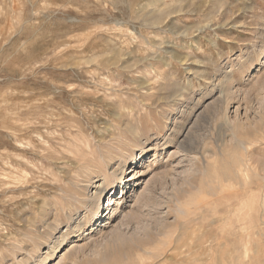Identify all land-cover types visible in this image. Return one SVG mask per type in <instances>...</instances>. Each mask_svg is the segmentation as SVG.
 I'll use <instances>...</instances> for the list:
<instances>
[{
    "label": "rangeland",
    "instance_id": "374dc122",
    "mask_svg": "<svg viewBox=\"0 0 264 264\" xmlns=\"http://www.w3.org/2000/svg\"><path fill=\"white\" fill-rule=\"evenodd\" d=\"M152 1L0 0V264H173L209 234L264 264V0ZM242 156L245 182L216 174Z\"/></svg>",
    "mask_w": 264,
    "mask_h": 264
},
{
    "label": "bare ground",
    "instance_id": "6f19581e",
    "mask_svg": "<svg viewBox=\"0 0 264 264\" xmlns=\"http://www.w3.org/2000/svg\"><path fill=\"white\" fill-rule=\"evenodd\" d=\"M154 1V0H153ZM152 1V2H153ZM157 1V0H156ZM170 1H172V0H170ZM174 2V1H173ZM149 3V2H148ZM164 3V2H163ZM163 5V4H162ZM153 6H154V4H153ZM174 6V5H173ZM155 7H156V5H155ZM164 7V6H163ZM162 7V8H163ZM169 8V7H168ZM168 8H166V9H164L162 12L164 13V14H172V9H168ZM159 12V11H158ZM174 12V11H173ZM175 12H176V14H177V11L175 10ZM147 13H150V12H147ZM169 18V17H168ZM162 20V19H161ZM170 20V19H169ZM152 22V21H151ZM155 22V21H154ZM206 22V21H205ZM150 23V22H149ZM156 24V23H155ZM204 24H206V23H204ZM149 25V24H148ZM159 25H160V23H159ZM166 25V24H165ZM209 25H211V24H209ZM153 26H155V25H153ZM157 26V25H156ZM167 26H170V25H167ZM174 26V25H173ZM205 26V25H204ZM165 27V26H164ZM198 27H200V26H198ZM204 29V28H203ZM169 30H171V29H169ZM185 30V29H184ZM186 31V30H185ZM169 32V31H168ZM177 32V31H176ZM180 32V31H179ZM167 33V32H166ZM184 34V33H183ZM187 34V33H186ZM148 35V34H147ZM159 37V36H158ZM180 37V36H179ZM178 38V37H177ZM169 41V40H168ZM152 44V43H151ZM196 44V43H195ZM157 46V45H156ZM154 48V47H153ZM123 49V48H122ZM120 51V50H119ZM156 52V51H155ZM119 53V52H118ZM122 53V52H121ZM117 54V53H116ZM115 54V55H116ZM177 54V53H176ZM114 55V56H115ZM119 54H117V56H118ZM179 55V54H178ZM123 56V55H122ZM94 57V56H93ZM92 57V58H93ZM113 58V57H112ZM117 58V57H116ZM157 58V57H156ZM155 58V59H156ZM114 59V58H113ZM142 59H144V57L142 58ZM115 60V59H114ZM119 60V59H118ZM138 61V60H137ZM144 61V60H143ZM179 61H181V60H179ZM89 62V61H88ZM106 62V61H105ZM117 62V61H116ZM160 63V62H159ZM117 64V63H116ZM131 64H133V63H131ZM153 67V66H152ZM139 69V68H138ZM133 70V69H132ZM149 70V69H148ZM153 70V69H152ZM115 71V70H114ZM160 72V71H159ZM171 72V71H170ZM169 72V73H170ZM118 73V72H117ZM163 74V73H162ZM151 76H152V74H151ZM162 76V75H161ZM139 77H141V76H139ZM142 78V77H141ZM164 78V77H163ZM145 79H147V78H145ZM161 79H162V77H161ZM143 80V79H142ZM154 80V79H153ZM158 82V81H157ZM145 83V82H144ZM147 83V82H146ZM148 83H149V81H148ZM222 83V82H221ZM168 84V83H167ZM144 85V84H143ZM151 86V85H150ZM225 90V89H224ZM148 91V90H147ZM176 92H178V91H176ZM225 92V91H224ZM150 93V92H149ZM154 93V92H153ZM165 93V92H164ZM220 93V92H219ZM231 93V92H230ZM156 94V93H155ZM161 94V93H160ZM175 95L176 94H179V93H174ZM181 94V93H180ZM222 94V93H221ZM226 94V93H225ZM158 95H159V93H158ZM229 95H231V94H229ZM229 95H227V96H229ZM180 96V95H179ZM222 96V95H221ZM174 97V96H173ZM225 97V96H224ZM140 98V97H139ZM164 98V97H163ZM178 98V97H177ZM39 99V98H38ZM129 99H131V98H129ZM165 99V98H164ZM171 99H172V97H171ZM175 99V98H174ZM179 99V98H178ZM223 98L221 97L220 98V100H222ZM227 99V98H226ZM229 99V98H228ZM225 100V99H224ZM131 101H132V99H131ZM223 101V100H222ZM226 101V100H225ZM229 101V100H228ZM36 102V101H35ZM34 102V103H35ZM125 102V101H124ZM143 102H145V101H143ZM160 102H162L161 100H160ZM176 102H178V100L176 101ZM151 103V102H150ZM159 103V102H158ZM163 104H164V102H162ZM168 103V102H167ZM229 103V102H228ZM223 104V103H222ZM226 104V103H225ZM138 106H140V105H138ZM143 106H145V105H143ZM158 106L159 105H156V108H158ZM163 106V105H162ZM127 107H129V105L127 106ZM131 107V106H130ZM153 107V106H152ZM173 107V106H172ZM226 107H228V106H226ZM35 108V107H34ZM144 108V107H143ZM144 109H146V108H144ZM148 109V108H147ZM146 111V110H145ZM218 111V110H217ZM216 111V112H217ZM141 112H143V111H141ZM147 112V111H146ZM149 112V111H148ZM147 112V113H148ZM221 112V111H220ZM146 113V114H147ZM111 114V113H110ZM139 114V113H138ZM143 114V113H142ZM149 115V114H148ZM147 115V116H148ZM127 117V116H126ZM133 117V116H132ZM135 117V116H134ZM144 117V116H143ZM164 117V116H163ZM213 117V116H212ZM214 117H216V116H214ZM219 117V116H218ZM159 120V119H158ZM157 120V121H158ZM127 121V120H126ZM225 121V120H224ZM223 122V121H222ZM139 123L140 124H136V123H134V122H126V124H123V123H120V125H119V129H118V131H113V132H111V137H112V139H116L117 141H116V143H118V141L121 139V138H127L128 137V135L131 137V138H133V139H136L137 140V142H138V139H139V134L142 132V128H144V127H148V124H150V123H148L147 124V122H143L142 120H140L139 119ZM140 125H142V126H140ZM220 125V124H219ZM222 125V124H221ZM220 125V126H221ZM224 125V124H223ZM228 126V125H227ZM227 126H225V127H227ZM152 126H150V128H151ZM155 127V126H154ZM107 128H108V126H107ZM149 128V127H148ZM149 128V129H150ZM153 128V127H152ZM157 129V128H156ZM228 129V128H227ZM175 130V129H174ZM189 130V129H188ZM102 131V130H101ZM182 131V130H181ZM105 132V131H104ZM103 132V133H104ZM109 132V131H108ZM233 132V131H232ZM189 131L186 133V135L182 138V140H180V141H182V143H185V142H183L184 140H186L187 139V137H189ZM105 134V133H104ZM150 135V134H149ZM197 135V134H196ZM109 136V135H108ZM148 136V135H147ZM104 137V136H103ZM153 137V136H152ZM235 137V136H234ZM105 138H106V136H105ZM197 138V137H196ZM195 138V139H196ZM143 139V138H142ZM141 139V140H142ZM102 140V139H101ZM122 140V139H121ZM187 141V140H186ZM188 141H189V139H188ZM191 141V140H190ZM123 142V141H122ZM122 142H120L119 144H121ZM193 142H194V140H193ZM196 142V141H195ZM100 143V142H99ZM107 143V142H106ZM115 143V142H114ZM199 143V142H198ZM236 144V143H235ZM104 145H105V143H104ZM114 145V144H113ZM145 145H146V141H145ZM142 146V148H145L146 146ZM181 145V144H180ZM186 145V144H185ZM223 145V144H222ZM99 146V145H98ZM110 146V145H109ZM108 146V148H110ZM179 146V145H178ZM188 146V145H187ZM200 146V145H199ZM237 146L238 147H241V148H246L245 147V143L242 141V140H240V138L237 140ZM251 146H252V144H251ZM105 147V146H104ZM189 147H190V145H189ZM183 148V147H182ZM181 148V149H182ZM193 148V147H192ZM240 148V149H241ZM115 149V148H114ZM114 149H108V150H106L105 151V164L108 166V167H110V169H112V168H114V161H115V159L116 158H118V157H120V153H119V151L118 150H114ZM184 149V148H183ZM182 149V150H183ZM188 149V148H187ZM191 149V148H190ZM145 151H146V149H144ZM181 150V151H182ZM192 150V149H191ZM143 151V150H142ZM144 151V152H145ZM175 151V150H174ZM78 152V151H77ZM88 152V151H87ZM86 152V153H87ZM123 152V151H122ZM126 152V151H125ZM128 152V151H127ZM186 152V151H185ZM194 152V151H193ZM244 152V151H243ZM85 153V152H84ZM90 153V152H89ZM97 153V152H96ZM178 153H180V151L178 152ZM187 153V152H186ZM191 153V152H190ZM182 154H184V153H182ZM181 154V155H182ZM124 155V154H123ZM76 156V155H75ZM129 157V156H128ZM68 158V157H67ZM69 159V158H68ZM79 159V158H78ZM135 159V158H134ZM92 160H94V159H92ZM249 161V160H248ZM79 162V161H78ZM235 162H236V165L235 166H230V165H228V164H225V166H223L219 171H220V173L219 172H216V174H219V176H224L225 178H230V179H234V180H240V181H246V179H247V177H248V170H247V163H246V159L244 158V156H242V158L240 157H236L235 158ZM216 165V164H215ZM78 166V165H77ZM69 167V166H68ZM98 167V166H97ZM74 168V167H73ZM69 169V168H68ZM120 170H122V168L120 169ZM120 170H117V169H114V173L115 172H118V171H120ZM207 170H208V168H207ZM135 170H133L132 172H134ZM91 172H93V170L91 171ZM90 172V173H91ZM103 172V171H102ZM97 173H98V178L101 176V172H99V171H97ZM96 176V177H97ZM217 176V175H216ZM62 177V176H61ZM91 178H92V176H91ZM102 179V178H101ZM101 179H99V181L101 180ZM122 180H121V183H123L124 184V186L126 185V182L124 183V181H126V176H124V177H122L121 178ZM93 180V179H92ZM214 180V179H213ZM217 180V179H216ZM223 181V183H224V179H222ZM233 180V181H234ZM57 181V180H56ZM103 181V180H102ZM227 181V180H226ZM231 181V180H230ZM239 181V182H240ZM218 183V182H217ZM229 183V182H228ZM241 183V182H240ZM71 189H69V192H68V197H67V199H66V209L67 210H69L70 212H75V213H78L81 209H82V205H83V203H84V200H85V196L86 195H88V192L89 191H91L90 190V188H89V185H87V186H85V185H83V184H81L80 182H77V181H74V182H71ZM96 184V183H95ZM94 184V185H95ZM224 184H226V183H224ZM58 185V184H57ZM66 187V186H65ZM96 187V189H95V195L97 196V198H98V200H100L102 197H103V195H104V193L106 192V187L103 185V184H98V185H96L95 186ZM212 187V186H211ZM240 187V186H239ZM59 188V187H58ZM219 188V187H218ZM228 188V187H227ZM246 188V187H245ZM224 189V188H223ZM248 189V188H247ZM56 190H58V189H56ZM212 190V189H211ZM218 190V189H217ZM256 190V189H255ZM221 191V190H220ZM226 191V190H225ZM229 192L231 191L230 189L228 190ZM214 192V191H213ZM223 192V191H222ZM227 192V191H226ZM124 195V194H123ZM218 195V194H217ZM92 200V199H91ZM102 200V199H101ZM109 204H108V207H110V205L111 204H113L112 203V201H113V197H109ZM106 201V200H105ZM46 205V204H45ZM58 205H56V207H57ZM105 206V205H104ZM263 208H264V206H262ZM63 208V207H62ZM49 209V208H48ZM111 209H112V207L110 208V210H109V212L111 211ZM64 210H65V208H64ZM42 211H44V210H42ZM46 211H49V210H46ZM51 211V210H50ZM106 211V210H105ZM105 211L102 213V215H101V217H100V219L105 215ZM58 212V210H56L55 211V213H57ZM58 213H60L61 214V212H58ZM99 213H100V211H96V212H94V216L92 217V220L94 219V223H96V221L97 222H99V219H98V216H99ZM68 217H70L71 219H72V215L71 214H68ZM217 217V216H216ZM215 217V218H216ZM55 219H57V218H55ZM62 220V219H61ZM245 220V219H244ZM213 222V221H212ZM242 223V222H241ZM79 224V223H78ZM54 226V225H53ZM61 226V225H60ZM176 226H178V225H176ZM77 227V226H76ZM219 227V226H218ZM245 228V230L247 229V227H244ZM88 229V228H87ZM240 229V228H239ZM91 230V229H90ZM183 230V229H182ZM181 230V231H182ZM93 231V230H92ZM96 231V230H95ZM241 231V230H240ZM205 232H207V231H205ZM180 233V232H179ZM178 233V234H179ZM242 233H244V232H242ZM213 234V233H212ZM218 234V233H217ZM52 235V234H51ZM50 235V236H51ZM46 236V235H45ZM62 236V235H61ZM252 236H253V234H252ZM218 237V236H217ZM150 238H151V236H150ZM252 239V238H251ZM44 240V239H43ZM234 240H236V238L234 239ZM149 241V240H148ZM193 241L195 242L194 244H191V245H189V246H187V248H182V246H184V245H186V241L185 240H183L182 241V246L181 245H179V246H176V247H174L175 249H178L179 247L181 248V250H179V252H176L174 255H172L171 257H173L174 258V262H173V264H212L213 263V261L215 260V256L213 255V249L215 248V250H219V249H223V248H225V247H227L228 245H232V248H230V249H235V248H237L236 247V242H233L232 240H230L229 238H227V237H225V236H223V234L220 236V237H218V239L217 240H215L214 238H213V236L212 235H207V236H205V235H203L202 237H197V238H195V239H193ZM41 243V242H40ZM228 243H230V244H228ZM247 244H248V240H247ZM173 245H174V243H173ZM172 245V246H173ZM251 245V244H250ZM249 245V247H251ZM254 245V244H253ZM78 246V245H77ZM149 246V245H148ZM248 246V245H247ZM242 247V246H241ZM244 247H246V246H244ZM152 248V247H151ZM171 249V248H170ZM246 249V248H245ZM244 249V250H245ZM249 250V249H248ZM256 249H254V251H255ZM220 251V250H219ZM250 251V250H249ZM244 252V251H243ZM246 252V251H245ZM6 253V252H5ZM165 253H167V252H165ZM216 253V252H215ZM254 253V252H253ZM166 255V254H165ZM217 255V254H216ZM223 255V254H222ZM221 255V256H222ZM229 255V254H228ZM242 255V254H241ZM248 256V255H247ZM252 256V252H251V255H250V257ZM5 257V256H4ZM219 256H217V258H218ZM242 257V256H241ZM135 258V257H134ZM257 258V257H256ZM249 259H252V258H249ZM249 259L247 258V261H249ZM134 260V259H133ZM160 260V259H159ZM226 262L228 261L229 263H231V264H236L237 262H238V260H239V257L238 256H236V255H231V256H229V257H227V258H225L224 259ZM230 260V261H229ZM243 260V259H242ZM170 260H168V261H166V262H169ZM173 261V260H172ZM194 261V262H193ZM218 264H221L223 261L222 260H215ZM243 262H246V261H243ZM253 262V261H252ZM251 262V263H252ZM256 262V261H255ZM157 264V263H156ZM216 264V263H215ZM246 264H247V262H246ZM255 264V263H254Z\"/></svg>",
    "mask_w": 264,
    "mask_h": 264
}]
</instances>
